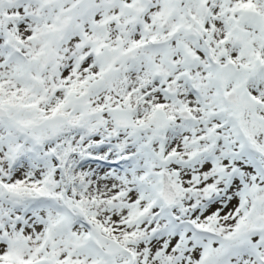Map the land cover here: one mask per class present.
Segmentation results:
<instances>
[{"label":"snow or ice","instance_id":"6c2138e0","mask_svg":"<svg viewBox=\"0 0 264 264\" xmlns=\"http://www.w3.org/2000/svg\"><path fill=\"white\" fill-rule=\"evenodd\" d=\"M0 264H264V0H0Z\"/></svg>","mask_w":264,"mask_h":264}]
</instances>
